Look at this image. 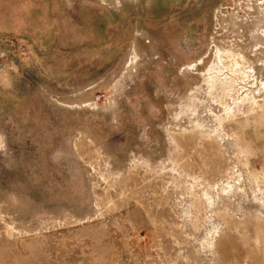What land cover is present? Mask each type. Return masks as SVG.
<instances>
[{
  "label": "rangeland",
  "instance_id": "374dc122",
  "mask_svg": "<svg viewBox=\"0 0 264 264\" xmlns=\"http://www.w3.org/2000/svg\"><path fill=\"white\" fill-rule=\"evenodd\" d=\"M0 264H264V0H0Z\"/></svg>",
  "mask_w": 264,
  "mask_h": 264
}]
</instances>
